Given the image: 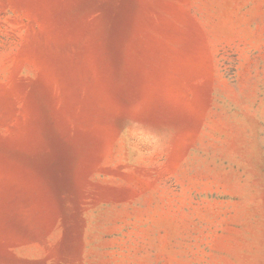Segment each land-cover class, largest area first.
Segmentation results:
<instances>
[{"label":"rangeland","instance_id":"rangeland-1","mask_svg":"<svg viewBox=\"0 0 264 264\" xmlns=\"http://www.w3.org/2000/svg\"><path fill=\"white\" fill-rule=\"evenodd\" d=\"M0 264H264V0H0Z\"/></svg>","mask_w":264,"mask_h":264}]
</instances>
